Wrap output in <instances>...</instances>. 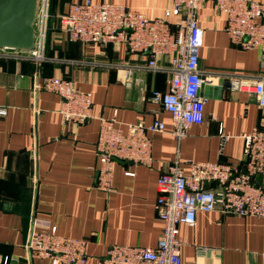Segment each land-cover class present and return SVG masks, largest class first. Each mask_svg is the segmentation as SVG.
Masks as SVG:
<instances>
[{"label": "crops", "instance_id": "obj_1", "mask_svg": "<svg viewBox=\"0 0 264 264\" xmlns=\"http://www.w3.org/2000/svg\"><path fill=\"white\" fill-rule=\"evenodd\" d=\"M82 1L53 0L54 18ZM90 1L121 4L149 18L163 17L170 7V0ZM168 21L174 26L176 20ZM197 21L202 30L198 68L212 82L203 84L208 93L202 97V124L190 126L180 140L171 135L170 115L150 99L153 92L167 91L168 56H158L151 70L144 56L128 54L123 44L68 42L52 30L44 62L0 58V108L5 110L0 115V264H53L28 258L24 244L31 218L48 222L59 236L84 240L86 264H101L113 245L154 248L162 232L154 210L156 181L173 162L184 173L190 162L223 161L241 168V136L264 126V110L252 95L229 90L225 76L258 79L264 67L257 51L230 43L213 0L200 6ZM52 76L90 95L91 117L84 124L62 121L60 97L41 88L42 79ZM155 117L164 131L148 132L152 165L116 162L112 190H97L100 119L114 118L123 128L149 126ZM220 131L230 136L222 147ZM178 236L183 264H261L264 254V218L197 212L193 226H178Z\"/></svg>", "mask_w": 264, "mask_h": 264}, {"label": "built area", "instance_id": "obj_2", "mask_svg": "<svg viewBox=\"0 0 264 264\" xmlns=\"http://www.w3.org/2000/svg\"><path fill=\"white\" fill-rule=\"evenodd\" d=\"M205 1L170 0L163 17L149 18L121 4H94L84 0L70 4L66 12L57 16L59 31L68 42L123 44L128 54L144 56L151 70L157 68L158 56H168L167 91L153 92L150 99L170 115L171 135L180 140L190 126L202 124L204 101L199 89L202 84L212 82L210 77L202 78L198 68L202 30L197 12ZM213 3L225 18L224 31L230 43L243 51H257L264 67V4L253 0H213ZM168 18H175L174 26ZM49 25L50 0H37L32 48L24 51L2 47L0 58L44 62ZM225 77L229 90L252 95L260 110H264V77L251 79L235 74ZM41 88L60 97L58 112L64 123L79 126L91 117L90 95L76 88L72 81L46 77ZM4 113L0 108V115ZM163 131L164 124L156 117L149 126L136 123L123 128L114 118L100 119L94 187L105 193L112 190L116 162L150 167L153 158L148 132ZM229 138L220 131V146ZM241 138V168L223 161L190 162L188 173H184L180 164L173 162L156 181L154 210L162 224L156 246L113 245L106 250L101 264H183L178 226H193L197 212L264 218V126L259 125ZM24 249L28 258H48L53 264H86L87 261L84 240L59 236L48 222L35 218L29 222Z\"/></svg>", "mask_w": 264, "mask_h": 264}, {"label": "water", "instance_id": "obj_3", "mask_svg": "<svg viewBox=\"0 0 264 264\" xmlns=\"http://www.w3.org/2000/svg\"><path fill=\"white\" fill-rule=\"evenodd\" d=\"M37 0H0V48L30 50L34 42L33 22ZM208 93L201 85L199 95Z\"/></svg>", "mask_w": 264, "mask_h": 264}, {"label": "trees", "instance_id": "obj_4", "mask_svg": "<svg viewBox=\"0 0 264 264\" xmlns=\"http://www.w3.org/2000/svg\"><path fill=\"white\" fill-rule=\"evenodd\" d=\"M52 2H53V0H50V25H49L48 35H47V42H46V52H45L46 55L48 54V48H49L51 31L54 30L55 32H60L59 31L58 18H57V16L55 18L53 16ZM52 21H54L56 23L55 29H53L52 26H51Z\"/></svg>", "mask_w": 264, "mask_h": 264}]
</instances>
